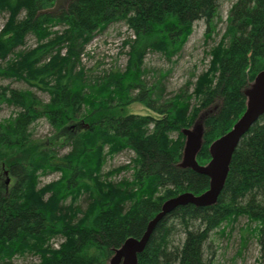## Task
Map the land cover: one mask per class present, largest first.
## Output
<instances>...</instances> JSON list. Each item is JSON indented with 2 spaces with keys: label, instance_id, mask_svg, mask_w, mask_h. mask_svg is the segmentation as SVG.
Listing matches in <instances>:
<instances>
[{
  "label": "trees",
  "instance_id": "obj_1",
  "mask_svg": "<svg viewBox=\"0 0 264 264\" xmlns=\"http://www.w3.org/2000/svg\"><path fill=\"white\" fill-rule=\"evenodd\" d=\"M54 1L0 0V14L9 13L0 30V77L49 95L44 100L31 88L0 85V105L17 108L0 120V171L10 176L8 184H0V261L31 253L40 260L29 264H107L128 237L142 236L166 199L209 187L207 175L179 166L182 129L221 99L220 109L204 120L197 160L205 164L211 142L244 113V90L264 69V0L232 5L221 40L208 51L209 67L191 92L185 86L169 98L163 80L171 69H149L147 53L160 52L172 61L199 20L210 38L220 0H70L58 12L43 11ZM115 22L133 31L123 41L125 68L98 71L99 63L86 69V45ZM28 35L36 45L17 50ZM149 73L154 80H148ZM135 101L155 114L123 113ZM42 118L63 143L34 139L35 123ZM124 150L133 151L130 162L104 171L108 158ZM129 170L132 178L113 179ZM53 172L59 177L41 185V177ZM84 196L85 209L78 203ZM240 216L251 222L241 239L245 242L247 233L257 237L264 264V115L236 148L218 202L187 204L168 213L138 264H210L205 257L209 235L217 228L225 233L222 223ZM175 234L184 235L183 241L170 249ZM57 237L64 241L55 247Z\"/></svg>",
  "mask_w": 264,
  "mask_h": 264
},
{
  "label": "rangeland",
  "instance_id": "obj_2",
  "mask_svg": "<svg viewBox=\"0 0 264 264\" xmlns=\"http://www.w3.org/2000/svg\"><path fill=\"white\" fill-rule=\"evenodd\" d=\"M237 0H220L219 15L215 18L216 31L212 33L210 38L206 37L207 25L205 21L199 20L194 23V29L190 35L188 41L184 45L179 55L175 56L172 61H168L160 52L151 51L148 52L145 57V66L149 69L162 68L164 70L171 69L170 73L164 78L165 84V96L167 98L175 95L180 91L182 87L188 86V91H192L195 86V81L199 74L205 71L209 67L211 56L208 54L214 46L218 44L225 31L227 16L230 8ZM24 15V11L20 13V17ZM9 17L8 12L0 14V30L2 29L5 21ZM132 36L133 31L128 27L125 22H115L107 26V28L101 32H98L96 36L90 41L85 48V54L82 56V60L86 69H90L97 65L100 67L98 71L104 69L109 70L112 66L117 65L121 69H124L127 63L128 47L123 44L124 39ZM36 39L32 35H28L26 38V45L19 47V49L30 48L36 45ZM65 52V49L63 50ZM12 56V55H11ZM152 73L148 74V80L152 81ZM189 82H191L189 84ZM0 85H9L12 88L17 89H29L25 82L0 77ZM36 94L44 99L48 100L49 95L45 92L39 91L35 88H31ZM195 103V99H192ZM221 99L217 98L210 106L203 108L195 123L190 127H195L196 124L204 122L206 116L216 113L221 106ZM17 108L13 105L1 104L0 105V120H3L10 116ZM123 113L134 114H155L152 109L145 106L143 103L135 101L123 108ZM54 128L48 123L46 119H40L34 126V139H37L39 143H46L49 145L51 142L56 144L63 143L61 137L58 138L55 134ZM176 133L172 136L176 137ZM55 138V139H54ZM53 139V140H52ZM186 140V137H185ZM65 142V141H64ZM65 148H62L60 153H64ZM134 156L133 151L124 150L114 155L112 158H108L104 171L118 167L129 163ZM132 171H124L113 179L119 180L123 177L132 178ZM60 173L53 172L41 177V185L57 179ZM9 174L4 170L0 171V184L4 181L7 184L10 182ZM83 209L87 206V199L81 197L78 201ZM249 223V219L246 216H240L236 221L231 224L222 223L221 228L226 227L225 233H221L217 228L211 232L206 242V259L210 264H260V245L255 235L247 233L246 241L243 242L241 235L244 229ZM253 226L255 224H252ZM183 236L181 234L174 235L171 239L169 248L179 246L182 244ZM53 244L58 247L61 242L64 241L62 237L54 238ZM212 252L214 254L211 256ZM39 257L26 253L12 258L10 261H0V264H29L39 262Z\"/></svg>",
  "mask_w": 264,
  "mask_h": 264
},
{
  "label": "water",
  "instance_id": "obj_3",
  "mask_svg": "<svg viewBox=\"0 0 264 264\" xmlns=\"http://www.w3.org/2000/svg\"><path fill=\"white\" fill-rule=\"evenodd\" d=\"M70 0H55L54 5L43 11L55 13L67 7ZM246 94V109L233 124L232 128L209 145L210 160L201 164L197 160L198 153L204 143L205 124L182 129L185 135V145L179 166L191 168L210 178L209 187L200 194L192 191L182 192L168 198L162 204L161 210L151 219L141 237L131 236L115 249V253L107 264H138L139 254L142 253L154 231L155 226L171 211L179 206L194 204L196 206H210L218 202L225 186L233 154L243 136L254 123L264 115V69L257 73L254 80L244 90Z\"/></svg>",
  "mask_w": 264,
  "mask_h": 264
},
{
  "label": "bare ground",
  "instance_id": "obj_4",
  "mask_svg": "<svg viewBox=\"0 0 264 264\" xmlns=\"http://www.w3.org/2000/svg\"><path fill=\"white\" fill-rule=\"evenodd\" d=\"M184 145H185V144H184ZM183 149H184V148H183ZM185 192H186V191H185ZM181 193H182V192H181ZM179 194H180V193H179ZM177 195H178V194H177ZM175 196H176V195H175ZM172 197H174V196H172ZM170 198H171V197H170ZM166 200H167V199H166ZM164 202H165V201H164ZM164 202H163V203H164ZM193 205H194V204H193ZM182 206H183V205H182ZM194 206H196V205H194ZM161 207H162V206H161ZM197 207H201V206H197ZM152 219H153V218H152ZM148 223H149V222H148ZM155 227H156V226H155ZM146 228H147V227H146ZM144 232H145V231H144ZM142 235H143V234H142ZM128 238H129V237H128ZM125 241H126V240H125ZM125 241H124V242H125ZM124 242H123V243H124ZM123 243H122V244H123ZM120 247H121V246H120ZM114 253H115V251H114ZM112 256H113V255H112Z\"/></svg>",
  "mask_w": 264,
  "mask_h": 264
}]
</instances>
